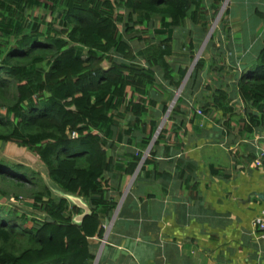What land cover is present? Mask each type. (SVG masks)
Here are the masks:
<instances>
[{"label":"trees","instance_id":"16d2710c","mask_svg":"<svg viewBox=\"0 0 264 264\" xmlns=\"http://www.w3.org/2000/svg\"><path fill=\"white\" fill-rule=\"evenodd\" d=\"M223 1L0 0V143L32 151L55 186L89 208L76 221L83 209L62 193L54 195L37 169L0 156V179L38 186L33 208L41 213L30 216L0 204V264H93L98 243L91 239L101 242L103 222L138 167L142 149L152 142L151 155L176 139L169 141L165 125L154 136L153 109L158 115L166 110L170 90L182 78L181 63L192 60ZM38 6L47 9L49 19L31 12ZM228 12L229 6L219 29L229 27ZM203 67L199 57L169 120L184 113ZM235 69H218L234 72L233 90L227 83L206 85L210 97L194 102L201 113L216 111L225 118L237 98L248 123L264 129V35L252 66ZM227 124L221 121L224 128ZM122 140L133 148L115 171L104 146ZM153 162L146 157L141 169ZM111 174V179L119 175L117 185L109 183ZM5 194L0 189V196Z\"/></svg>","mask_w":264,"mask_h":264},{"label":"crops","instance_id":"0c3cea01","mask_svg":"<svg viewBox=\"0 0 264 264\" xmlns=\"http://www.w3.org/2000/svg\"><path fill=\"white\" fill-rule=\"evenodd\" d=\"M245 14L253 16L252 26L243 25ZM225 23L229 27L217 31L205 53L201 82L184 113L164 124L169 141L176 139L151 155L149 146L142 149L138 167L103 222L105 241L91 239L98 243L93 264H264V237L252 223L264 209V129L248 123L237 98L225 118L216 111L197 113L194 102L210 97L209 86L227 83L233 90L235 77L218 69L252 66L264 35V0H241L237 11L229 8ZM177 88L170 90V100ZM121 125L127 127L125 120ZM132 148L126 140L104 146L115 171ZM146 157L154 165L141 169ZM112 176L109 183L117 185L119 175ZM109 194L115 197V191Z\"/></svg>","mask_w":264,"mask_h":264},{"label":"rangeland","instance_id":"374dc122","mask_svg":"<svg viewBox=\"0 0 264 264\" xmlns=\"http://www.w3.org/2000/svg\"><path fill=\"white\" fill-rule=\"evenodd\" d=\"M240 1L241 0H227L224 5V7L221 8V13L220 15L217 17H214L208 24H207V32L208 31H214V30H218L219 29V22L221 17L223 16L224 11L226 10V8L229 6L230 11H237L238 7L240 5ZM30 7V6H28ZM259 9L261 10V8L259 7ZM33 11V13L35 15L39 14L41 16H45L47 19L50 18V13L47 12V9H45L44 7H34L32 9L31 7V12ZM217 19V20H216ZM216 21V23L214 24L213 28L212 24ZM242 23L244 26H252L254 23V18L253 16L249 15V14H245ZM207 32L202 34L203 39L206 37ZM184 35H182L181 32V37H184ZM180 37V38H181ZM202 39V40H203ZM208 40V39H207ZM206 40V42H207ZM187 41V39L185 40ZM182 42V41H181ZM179 43L180 45H183L182 43ZM205 42V44H206ZM200 44H202L200 42ZM199 44V46H200ZM204 44V46H205ZM198 46V47H199ZM204 46L202 45V49L200 48L199 53L196 54V56L199 57H203L205 56L206 51L204 50ZM183 49H179V51H181ZM197 52V50L194 52V54ZM197 60L194 59L192 61H186L181 63L182 66V78L181 81H184L180 91H179V95L180 92L184 86V84L187 82L188 78H190L193 73V67L194 64ZM235 71L237 72V69H235ZM233 73L234 72H229V77H233ZM222 73H219V75H221ZM221 78H224V76L222 75ZM176 91V89H175ZM175 93V92H174ZM171 100H169L168 104H170ZM170 111L168 112V106L166 108V110L161 113V114H157L156 110L153 109V114L155 119L158 121L159 126H163L164 124H169L168 121V115H169ZM0 156L4 157L8 160L14 161V162H21L24 163L34 169H37L40 174H41V181L43 182V184H46L47 187H49L52 191V193L54 195H60V193H62L61 195H64L68 201L73 204H79L81 203V200L79 197L71 195V194H67V193H63L60 189H58L55 184L48 178L47 176V172H46V167L45 165L39 160V158L36 156V154H34L32 151H30L29 149L25 148V147H21L18 146L14 143H6V144H1L0 143ZM38 188L35 187L34 185H27V186H20V185H14L8 181H4L0 179V189L7 191L9 194H5L3 196H0V204L6 205L8 207H11L13 210L15 211H19V212H26L28 215L33 216V215H39L41 214L39 211H37L36 209L33 208L34 205H36V200L35 197L36 195L34 194ZM16 195V197H15Z\"/></svg>","mask_w":264,"mask_h":264},{"label":"water","instance_id":"95a60500","mask_svg":"<svg viewBox=\"0 0 264 264\" xmlns=\"http://www.w3.org/2000/svg\"><path fill=\"white\" fill-rule=\"evenodd\" d=\"M225 1H226V0H224V1L222 2L221 6H220V8H219V10H218V12H217V17H218V15H219V13H220V11H221V8H222V6H223V3H224ZM211 33H212V31H208V32H207V35H206V37L204 38V40L202 41V44H201L200 48L202 47V45L205 44L206 40L211 36ZM198 50H200V49H198ZM196 58H197V57L195 56L194 59H196ZM183 83H184V81H182V82L179 84V86H178V88H177V90H176V92H175V94H174V96H173V98H172V100H171L169 106H168V112L171 110V108H172L174 102L176 101V99H177V97H178V95H179L178 93H179V91H180V89H181ZM160 129H161V126L158 125L157 128H156V130H155V134H154V135H156V134L159 132ZM259 196L262 197L261 194H260ZM80 200H81V199H80ZM77 205L80 206V207L83 209V212H82L80 215L75 216L74 219H75L76 221H80V219H81L85 214L89 213V208H88V206H87L82 200H81V203H79V204H77Z\"/></svg>","mask_w":264,"mask_h":264},{"label":"built area","instance_id":"2783aa9c","mask_svg":"<svg viewBox=\"0 0 264 264\" xmlns=\"http://www.w3.org/2000/svg\"><path fill=\"white\" fill-rule=\"evenodd\" d=\"M197 113H201L200 109H196ZM253 225L258 229V232L261 237H264V209H262L258 215L252 221ZM108 228V227H107ZM105 241V238H102V242ZM95 262V260H94Z\"/></svg>","mask_w":264,"mask_h":264},{"label":"bare ground","instance_id":"6f19581e","mask_svg":"<svg viewBox=\"0 0 264 264\" xmlns=\"http://www.w3.org/2000/svg\"><path fill=\"white\" fill-rule=\"evenodd\" d=\"M227 1V0H226ZM226 1L223 3V4H225L226 3ZM222 7H224V5L222 6ZM220 13H221V11H220ZM220 13H219V15H220ZM218 15V16H219ZM217 20V19H216ZM216 23V21L212 24V27H211V29L213 28V26H214V24Z\"/></svg>","mask_w":264,"mask_h":264},{"label":"clouds","instance_id":"9594fccd","mask_svg":"<svg viewBox=\"0 0 264 264\" xmlns=\"http://www.w3.org/2000/svg\"><path fill=\"white\" fill-rule=\"evenodd\" d=\"M216 15H217V14H216ZM215 17H216V16H215ZM211 34H212V33H211ZM237 71H239V69H237ZM196 109H197V108H196ZM196 109H195V110H196ZM198 109H199V108H198ZM154 136H155V135H154ZM149 147H150V145H149ZM101 242H102V240H101ZM102 243H103V242H102ZM97 253H98V252H97Z\"/></svg>","mask_w":264,"mask_h":264}]
</instances>
